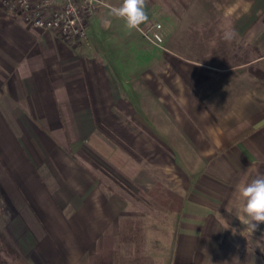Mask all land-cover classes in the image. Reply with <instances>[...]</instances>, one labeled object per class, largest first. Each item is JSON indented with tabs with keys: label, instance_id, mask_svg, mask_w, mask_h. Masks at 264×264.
Returning a JSON list of instances; mask_svg holds the SVG:
<instances>
[{
	"label": "crops",
	"instance_id": "0c3cea01",
	"mask_svg": "<svg viewBox=\"0 0 264 264\" xmlns=\"http://www.w3.org/2000/svg\"><path fill=\"white\" fill-rule=\"evenodd\" d=\"M104 1L88 44L0 6V264L129 256L138 220L141 264H264L237 217L264 175V0H146L139 30Z\"/></svg>",
	"mask_w": 264,
	"mask_h": 264
},
{
	"label": "built area",
	"instance_id": "2783aa9c",
	"mask_svg": "<svg viewBox=\"0 0 264 264\" xmlns=\"http://www.w3.org/2000/svg\"><path fill=\"white\" fill-rule=\"evenodd\" d=\"M105 4L104 0H0L5 11L29 27L52 31L65 41L83 44L89 43V19ZM161 27V23H156L145 35L161 44Z\"/></svg>",
	"mask_w": 264,
	"mask_h": 264
},
{
	"label": "clouds",
	"instance_id": "9594fccd",
	"mask_svg": "<svg viewBox=\"0 0 264 264\" xmlns=\"http://www.w3.org/2000/svg\"><path fill=\"white\" fill-rule=\"evenodd\" d=\"M146 0H122L119 6H109L110 14L122 19L129 30H139L141 24L148 20L145 12ZM234 33L225 32L224 40H231ZM237 200L239 212L237 216L250 231H255L261 223H264V175H257L248 183H242L237 187Z\"/></svg>",
	"mask_w": 264,
	"mask_h": 264
},
{
	"label": "trees",
	"instance_id": "16d2710c",
	"mask_svg": "<svg viewBox=\"0 0 264 264\" xmlns=\"http://www.w3.org/2000/svg\"><path fill=\"white\" fill-rule=\"evenodd\" d=\"M136 225L129 229L127 232H123L118 239L126 241L133 246V252L130 256H121L114 243H110L108 247H103L102 251L97 256L90 259L84 258L78 264H141V261H152L151 258L145 255L143 249V237L141 221H136ZM107 232L103 235V238L109 236Z\"/></svg>",
	"mask_w": 264,
	"mask_h": 264
},
{
	"label": "rangeland",
	"instance_id": "374dc122",
	"mask_svg": "<svg viewBox=\"0 0 264 264\" xmlns=\"http://www.w3.org/2000/svg\"><path fill=\"white\" fill-rule=\"evenodd\" d=\"M139 221V220H138ZM137 223V222H136ZM141 224V223H140ZM142 225V224H141ZM141 234H142V237H143V239H144V227H142V232H141ZM108 245L109 244H106V245H103L102 244V246H101V249H100V251H102V248L103 247H108ZM132 246V245H131ZM144 246V245H143ZM133 247V246H132ZM117 248V247H116ZM118 250V249H117ZM119 253V252H118ZM120 254V253H119ZM130 256V255H129Z\"/></svg>",
	"mask_w": 264,
	"mask_h": 264
}]
</instances>
